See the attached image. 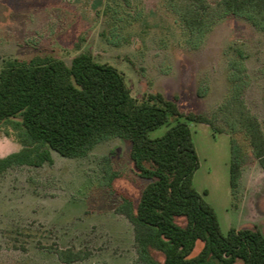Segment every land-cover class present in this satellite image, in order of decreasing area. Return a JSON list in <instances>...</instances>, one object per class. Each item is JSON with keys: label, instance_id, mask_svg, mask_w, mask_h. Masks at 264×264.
Instances as JSON below:
<instances>
[{"label": "rangeland", "instance_id": "374dc122", "mask_svg": "<svg viewBox=\"0 0 264 264\" xmlns=\"http://www.w3.org/2000/svg\"><path fill=\"white\" fill-rule=\"evenodd\" d=\"M212 25L195 43L187 40L165 0H0V63L37 54L70 63L77 53L90 52L124 74L134 97L161 92L181 112L212 118L216 129L188 121L199 157L194 185L200 192L207 190L204 198L224 232L231 226L257 227L264 234V169L245 133L231 132L224 121L233 124V112L240 107L239 96H230L228 75L232 48L243 49L244 57L236 58L245 66L247 82L240 98L264 133V30L234 16ZM224 102L229 108L222 113ZM177 119L170 117L150 135L163 134ZM16 133L10 122H0V157L22 147ZM231 136L238 140L242 158L234 191ZM51 155L52 163L19 165L0 173V264H141L133 226L116 211L123 198L136 205L148 182L130 158L129 141L103 139L84 157H65L54 150ZM176 221L185 222L183 217ZM202 245L198 241L194 251ZM51 247L87 256L64 263ZM153 254L162 260L161 253Z\"/></svg>", "mask_w": 264, "mask_h": 264}, {"label": "trees", "instance_id": "16d2710c", "mask_svg": "<svg viewBox=\"0 0 264 264\" xmlns=\"http://www.w3.org/2000/svg\"><path fill=\"white\" fill-rule=\"evenodd\" d=\"M188 34L199 43L212 24L230 16L245 19L264 30V0H165ZM193 43V42H192ZM235 56L229 81L230 96L240 107L233 112L231 132L243 131L264 169V133L258 118L246 106L243 49ZM201 88L198 94L202 95ZM233 100V99H232ZM228 105L219 107L222 113ZM178 119L163 134L150 131ZM19 117L20 120H14ZM205 122L216 129L212 118L196 112L183 113L174 99L149 92L138 99L124 74L101 62L90 52H79L67 63L53 55L28 59L4 58L0 63V122H10L21 148L0 157V173L19 165L52 163L51 151L70 158L86 156L101 140L120 137L130 143V158L138 174L148 182L136 205L123 198L116 211L133 226L134 247L141 264H264V234L257 227L231 226L224 232L213 206L200 192L193 176L199 157L188 121ZM230 186L234 191L241 176L238 140L230 137ZM183 217L180 224L176 218ZM198 241L202 247L195 250ZM58 259L72 263L87 254L71 248L51 247ZM153 251L161 253L157 259Z\"/></svg>", "mask_w": 264, "mask_h": 264}]
</instances>
